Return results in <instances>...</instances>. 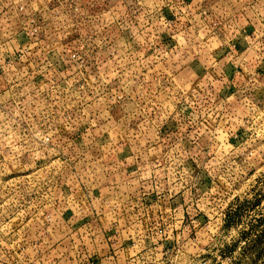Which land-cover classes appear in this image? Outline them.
<instances>
[{"label":"rangeland","instance_id":"obj_1","mask_svg":"<svg viewBox=\"0 0 264 264\" xmlns=\"http://www.w3.org/2000/svg\"><path fill=\"white\" fill-rule=\"evenodd\" d=\"M0 264H264V0H0Z\"/></svg>","mask_w":264,"mask_h":264}]
</instances>
